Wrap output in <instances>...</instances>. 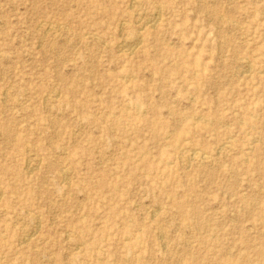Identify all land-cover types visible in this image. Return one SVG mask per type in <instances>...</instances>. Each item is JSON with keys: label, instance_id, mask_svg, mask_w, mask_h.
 I'll return each instance as SVG.
<instances>
[{"label": "rangeland", "instance_id": "1", "mask_svg": "<svg viewBox=\"0 0 264 264\" xmlns=\"http://www.w3.org/2000/svg\"><path fill=\"white\" fill-rule=\"evenodd\" d=\"M136 2L0 0V264H264V0Z\"/></svg>", "mask_w": 264, "mask_h": 264}, {"label": "bare ground", "instance_id": "2", "mask_svg": "<svg viewBox=\"0 0 264 264\" xmlns=\"http://www.w3.org/2000/svg\"><path fill=\"white\" fill-rule=\"evenodd\" d=\"M134 2H136L137 0H133ZM132 3V2H131ZM137 3V2H136ZM203 10L204 11H207L208 13H211L212 12V9H210V8H207L206 7V5L204 4L203 5ZM153 14H155V12L153 13ZM158 14L159 13H157L156 15L158 16ZM160 16V15H159ZM158 16V18L155 16V18L154 19H151L150 20V22L153 24V25H155L156 23V19H158L159 20V17ZM143 17V16H142ZM221 18V17H220ZM149 20H147V22H148ZM228 21H229V19H228ZM124 23H126V22H124ZM137 23H139V22H137ZM155 23V24H154ZM234 24H235V22H234ZM152 25V26H153ZM236 25H237V23H236ZM50 27V26H49ZM60 27H62V26H60ZM52 29V28H51ZM123 30V29H122ZM97 38V37H96ZM137 38H138V36H137ZM140 38V37H139ZM142 38V37H141ZM134 41H135V39H133ZM138 40V39H137ZM138 41H140V40H138ZM126 43V42H125ZM127 43H130V42H127ZM127 43L124 45V44H122L123 45V48L124 49H127V48H125L124 46H126L127 45ZM138 44V42H135V44ZM122 45H121V49H122ZM130 45V44H129ZM118 46V45H117ZM120 46V45H119ZM131 46H133V45H131ZM135 46H137V45H135ZM127 47V46H126ZM130 46H128V48H129ZM134 47V46H133ZM132 47V48H133ZM135 48V47H134ZM131 49V48H130ZM132 50V49H131ZM134 50V49H133ZM119 51H121L120 49H119ZM123 51V50H122ZM128 51V50H127ZM130 51V50H129ZM131 52V51H130ZM134 52V51H133ZM131 55V54H130ZM242 60V59H241ZM240 64H242V65H244V66H246L247 64H250L251 65V62L249 61V60H242L241 62H240ZM238 68V67H237ZM248 68H249V65H248ZM250 71H251V69H250ZM51 98V97H50ZM143 116V115H142ZM199 117V116H198ZM200 118H201V116H200ZM195 119H196V117H195ZM202 119H203V117H202ZM197 120V119H196ZM198 121V120H197ZM242 122V121H241ZM256 141V140H255ZM227 144V143H226ZM225 145V144H224ZM223 145V146H224ZM222 146V147H223ZM222 149V148H221ZM221 149H220V151H221ZM186 153V152H185ZM207 153H204L203 151H199V150H196V149H194L192 152H191V156H193V157H196V156H199V157H201V158H205V157H207V155H206ZM209 156V155H208ZM193 159V158H192ZM247 161V160H246ZM190 164V163H189ZM188 168V167H187ZM64 173H65V171L63 170L62 171V176L64 175ZM65 176V175H64ZM66 177H67V175H66ZM65 177V178H66ZM162 234V233H161ZM28 237V236H27ZM26 237V238H27ZM27 241V240H26Z\"/></svg>", "mask_w": 264, "mask_h": 264}]
</instances>
